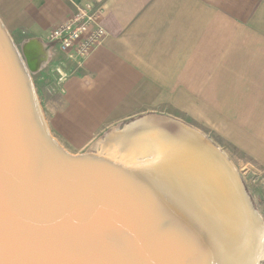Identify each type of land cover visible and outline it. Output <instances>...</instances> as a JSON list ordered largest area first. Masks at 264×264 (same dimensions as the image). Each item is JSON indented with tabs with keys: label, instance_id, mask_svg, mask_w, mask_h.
Segmentation results:
<instances>
[{
	"label": "crops",
	"instance_id": "crops-1",
	"mask_svg": "<svg viewBox=\"0 0 264 264\" xmlns=\"http://www.w3.org/2000/svg\"><path fill=\"white\" fill-rule=\"evenodd\" d=\"M88 4L101 8L106 37L78 60L47 36ZM0 24L32 86L62 75L59 105L45 126L64 152L83 154L109 126L138 122L165 104L179 109L164 93L179 100L198 82L206 93H236V112L221 115V125L235 120L227 140L264 165V122L255 131L264 94V0H0Z\"/></svg>",
	"mask_w": 264,
	"mask_h": 264
},
{
	"label": "water",
	"instance_id": "water-1",
	"mask_svg": "<svg viewBox=\"0 0 264 264\" xmlns=\"http://www.w3.org/2000/svg\"><path fill=\"white\" fill-rule=\"evenodd\" d=\"M18 59L0 24V264H190L126 182L51 141ZM235 175L239 200L262 222Z\"/></svg>",
	"mask_w": 264,
	"mask_h": 264
},
{
	"label": "bare ground",
	"instance_id": "bare-ground-1",
	"mask_svg": "<svg viewBox=\"0 0 264 264\" xmlns=\"http://www.w3.org/2000/svg\"><path fill=\"white\" fill-rule=\"evenodd\" d=\"M25 87L38 124L59 147L39 114L31 81ZM151 118L126 127L109 144H94L92 153L64 154L94 157L126 182L158 232L181 245L190 264H258L264 258V224L239 200L227 158L186 125ZM45 156L44 151V162Z\"/></svg>",
	"mask_w": 264,
	"mask_h": 264
},
{
	"label": "rangeland",
	"instance_id": "rangeland-1",
	"mask_svg": "<svg viewBox=\"0 0 264 264\" xmlns=\"http://www.w3.org/2000/svg\"><path fill=\"white\" fill-rule=\"evenodd\" d=\"M57 76L58 78L55 77V79H44L41 81L40 85H33L37 97V104L39 105V114L41 113L40 115L44 123L46 120L50 119L52 112L55 111L59 105L60 95L57 93V90H59L58 86L61 83L60 79L62 75L57 73ZM33 78L35 77L32 76V79ZM202 80L203 79L197 81L202 83ZM213 88H219V86ZM202 89L203 86L197 82L196 92L193 94L180 92L178 95L179 100L176 99V93H164L165 103L172 97L174 103L178 102L180 104V108L170 109L167 108V104H165L164 107L149 112L145 117H152L167 124L178 123L179 126L186 125V128L197 132L203 139L208 141L213 148L218 149L217 151L227 158L228 162L236 171L253 209L258 213L264 224V165L260 164L253 156L244 150L237 148L234 142L227 140L226 133L235 129V120L231 121L233 125L230 123L221 125V115H223L224 120H226V115H234L236 112L234 102L236 93H222L220 91L206 93L203 92ZM260 98L261 108L256 111V118L261 123L255 126L258 128L255 130L258 134L259 131L261 132L263 130L264 94L260 93ZM54 106L56 108H54ZM132 121L133 120L125 121L121 124L109 126L110 128H107L105 132L92 141L91 145H88L83 150V153L94 152L91 148L96 141L102 139L103 144H105L107 141L104 139L106 135L109 137L114 131L120 133L124 132L123 130H125L126 127L137 122ZM107 143L109 144L111 142ZM258 264H264V258L261 259Z\"/></svg>",
	"mask_w": 264,
	"mask_h": 264
},
{
	"label": "built area",
	"instance_id": "built-area-1",
	"mask_svg": "<svg viewBox=\"0 0 264 264\" xmlns=\"http://www.w3.org/2000/svg\"><path fill=\"white\" fill-rule=\"evenodd\" d=\"M101 11L91 4L76 6L64 22L50 30L47 42L74 59H86L106 37L100 25Z\"/></svg>",
	"mask_w": 264,
	"mask_h": 264
}]
</instances>
